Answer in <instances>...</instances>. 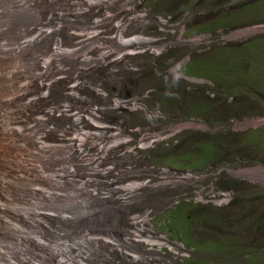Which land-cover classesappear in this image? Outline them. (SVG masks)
Segmentation results:
<instances>
[{
	"label": "rangeland",
	"instance_id": "374dc122",
	"mask_svg": "<svg viewBox=\"0 0 264 264\" xmlns=\"http://www.w3.org/2000/svg\"><path fill=\"white\" fill-rule=\"evenodd\" d=\"M12 1L0 2V9L5 10L7 4ZM85 1L88 2V0ZM244 1L129 0L127 5V0H102L95 8H88L81 14L76 11V8L88 7V4L80 0H64L57 5H52L49 0H31L30 7L20 4L19 1L16 2L13 8L15 11L11 13V23H5V16L0 13V41L5 40L3 45L7 50L15 45L16 47L20 46L15 43H7L5 36L11 28L24 25L27 22V17L32 15L31 10H38V19L33 16L29 26L31 36L38 33L43 21H45L47 29L50 28L54 31L51 36L46 37L50 31L40 30V41L37 36L33 37L35 45L27 46V53L17 62L19 66L17 76L15 75L17 71H12L9 68V66H16H12L11 63L4 65V70L8 74V83H4L3 78L0 79V97L6 95L3 107L11 110L4 114L5 109L0 107V127L5 128L7 122L17 120L19 127H27L29 124L35 128V133L27 135L26 141L23 142L27 153H29L24 155L30 161L29 171L41 169L38 158L43 155L44 150L37 140L41 138V141L48 147L47 170L56 174L57 166H60L67 167L69 171H59L58 179L50 182L49 185V187H55V190L48 191L53 196L58 193L67 195L69 192H78L79 184L84 183L83 177L91 169L95 170L96 177H102L103 160L95 159L85 166L80 163L76 155L89 157L95 154L104 144L105 138L101 137L98 131L93 134L90 125L85 121L79 120L75 125L71 116L76 114L80 119L82 113L87 115L90 109L98 110L103 123L112 129H117L121 136L127 138L129 143L122 150L125 152L124 157L129 163L139 164L138 175L146 178V184L139 195L140 203L134 206H118L116 205L118 201L115 200L116 204H109V208L104 213L103 225L112 232L119 248L135 251L138 255H142L144 264H252L249 261L252 258L258 260L257 264H264V143H261L264 141V132L260 131L263 128L261 125L253 126L250 123V120L253 119L233 117L231 121H228L237 113V116H245L248 114L258 115L263 112L264 108H262L259 98L264 90V56L259 57L252 64V82L247 87L245 84L238 83L237 73L240 60L238 55L242 53V45L259 38L264 34V30L259 29L256 25L246 28H243L244 25L230 28L223 32V35L218 36L210 45V49L207 45L208 40L215 37V33L212 31L216 30L218 33L222 29L219 26L225 15L230 14V17H235L238 14L254 13L251 18H244L240 21L232 20L237 23L255 21L262 16L261 9L264 8V0H252L253 4L250 7H246ZM210 2L213 3L207 5ZM155 4L159 5V10L153 13L151 8L156 7ZM56 10H62L61 14L52 15ZM109 11L112 13V17L108 18L107 12ZM255 12L260 13L256 14ZM96 19L98 22L95 23ZM203 22H208L209 27L203 38L204 52L198 67L206 64L213 71L204 74L213 76L225 88L224 99L227 105L225 122H217L211 117L207 121L199 120L197 122L199 128L195 129L192 134L195 145L191 143L182 146V148L179 147V144L170 145L165 157L168 162L172 163V166H157L158 164L147 160L145 156H140L135 151H129L135 146V139L140 134H155L168 124L175 122L166 114L165 111L170 107L163 98H158L157 109L153 104V98L157 99L155 95L160 91L176 88L173 85V82H177L175 78L171 77L172 80L169 79V83L165 86H162L158 79V74L164 71L171 61L179 59L178 52H174L169 46L173 38L170 31H178L185 26L186 33H190L195 27L201 26ZM80 27L81 30L89 32L92 29L101 32L93 37L102 34V40L105 42L111 41L113 37H115L114 41L120 43V37L128 39L134 36L148 35L156 39L152 46L163 48V50L156 53L152 51L153 47H151L146 53L136 54L133 57L125 56L122 61L110 62L112 56H101L100 50L91 48L90 44L100 43V37H92L93 39L82 42L81 38L72 34V31L79 32ZM221 36L226 38V44L222 41ZM79 41H81L80 46L83 44L81 51L88 53L84 54L86 58L100 56V59L82 60V57L67 58L58 55L55 56L54 61L47 69L42 67L43 57L38 55L50 54L54 51L53 47L56 44L61 45L64 49H76ZM112 46L115 45L112 43ZM237 48L240 49L239 54H236V51H239L236 50ZM46 63L49 64L50 59ZM62 65H69L71 69L65 70ZM43 70L42 74L35 75L36 72ZM217 74L222 75L218 78ZM18 76L21 78L16 80ZM128 80L132 84H129ZM39 82L44 83L48 88L47 97L43 102L39 99L33 101L32 95H27L24 100V90L15 87V84L18 86L21 83H29L30 87L39 93L37 85ZM154 82L160 84L156 85ZM17 93H21L19 102L23 103L12 108ZM116 100L129 104L134 101L138 107L131 109L115 107ZM28 102L33 105L28 106L26 104ZM149 108L152 109V114H148ZM43 117L47 123L46 128ZM75 127L84 134V154H79L75 147L77 143L73 139ZM61 128H65V131L61 132ZM253 129H255L253 131L254 138L248 136L250 135L248 131ZM86 134L89 136H85ZM95 134H98L97 142H94ZM206 144L216 145L221 151L216 158L209 159L210 161L204 164L208 170L205 175L209 176L207 184L212 183L218 190L231 192L230 195L226 194L230 198L229 204L224 207L211 204H198L193 207L188 215L195 222L192 225L190 221V226L185 229L187 238L180 234L181 231L172 229L171 223L169 224L166 220L163 226L172 232L173 236L168 231H158V233L167 237L165 241L167 248L162 247L160 250L156 246L155 250L143 251L140 245H123L122 238L126 233H130L129 241L133 237L131 235L133 230H128L133 228L130 221L132 215L145 212L147 207L162 208L170 196L183 201L184 198H191L192 191L199 185V182L186 181L192 171L185 168L184 164L177 165L189 158L187 151L192 150L193 146L196 148L202 145L206 146ZM57 145H60L61 149L67 153L66 157L71 162L69 165L63 166L59 159L53 161V148ZM160 147L159 150H161ZM226 156L235 161L236 167H226L222 173H219L218 169L212 170ZM54 162L57 164L48 167V164L51 165ZM25 165L26 159L23 166ZM164 168L169 170L168 174L161 172ZM245 169L248 170L247 175L235 173ZM173 173L177 175L178 180L173 177ZM183 176L186 179L180 182L179 180ZM222 177L224 178L222 179ZM37 180L38 182H34L36 185L33 188L38 187L40 190H46L44 182L39 177ZM164 181H172V183L161 184ZM5 183L14 193L27 196L26 186L29 182L23 176V169H14V174L8 177ZM60 186L64 187L60 189ZM55 207H60L59 203H56ZM169 213L168 208H163L159 213V220L163 222L168 218ZM54 214V216H49L45 222L47 226H53L52 228L61 223L60 215L56 212ZM33 217L38 219L35 215ZM205 219L208 220L205 222ZM152 224H154V220ZM215 224L217 225L215 230L222 233L226 239V247L213 249L207 244L199 247L195 241L196 237L205 236L200 235V232ZM259 225H261L260 228ZM155 228L157 230V226ZM256 230L262 231V233ZM139 236L142 237V233L134 236V239H141ZM30 241L35 243L33 240ZM174 241H177L178 244H175ZM189 242L191 244L188 246ZM110 246L112 245H101L96 249L95 253L100 251L102 254L95 256L94 264H141V260L131 261L122 255L118 251V246H114L113 250L109 249Z\"/></svg>",
	"mask_w": 264,
	"mask_h": 264
},
{
	"label": "clouds",
	"instance_id": "9594fccd",
	"mask_svg": "<svg viewBox=\"0 0 264 264\" xmlns=\"http://www.w3.org/2000/svg\"><path fill=\"white\" fill-rule=\"evenodd\" d=\"M4 0L0 2L3 3ZM20 1V0H13ZM64 0H49L52 5H57L59 2ZM88 4V7H78L76 11L79 13L85 12L88 8H95L97 4H100L102 0H80ZM108 1V0H105ZM190 1V0H188ZM198 1V0H192ZM209 1V0H202ZM241 1V0H235ZM31 0H28V5L30 7ZM129 0H127V5ZM208 3L207 5L212 4ZM161 5L160 3H158ZM155 4L156 7H152L153 13L159 10V5ZM244 4L246 7H250L253 4L252 0H245ZM2 5V4H1ZM16 5V3H15ZM128 7V6H127ZM31 9V8H30ZM38 10L32 11V15L27 17V22L20 26H16L10 29L9 33L5 36L7 43H15L21 47L26 43L27 40L37 36L40 41V30L47 29L45 27V21L42 22L41 28L35 36H31L29 32V26L31 19L35 16L38 19ZM61 11H54L52 15L61 14ZM260 13V12H255ZM262 16L255 21L250 22H232L233 19L240 21L244 18H251L253 14L241 15L238 14L235 17H230V14L225 15L221 19L222 28L220 32L217 33L216 30L212 32L215 33L214 38L208 40L207 45L210 49V45L218 38L219 35H223V32L229 30L230 28H237L244 25L243 28L250 26H258L259 29L264 30V8L261 9ZM108 18L112 17V13L107 12ZM98 21V19L95 20ZM119 21V20H118ZM209 27L208 22H203L201 26L195 27L190 33H186L185 26L180 30H171L172 41L170 42V48L174 52H178L179 59L177 61H171L168 67L158 74V79L162 86L169 83L171 77L175 78L177 82H173L174 88H167L164 92L160 91L153 98V104L155 109H157L156 103L158 98H163L166 104L170 107L166 110V114L175 121L174 123L168 124L164 129L158 131L155 134H140L135 139V146L130 149L129 152L135 151V153L140 154V156H145V158L151 161L157 166H172V163L166 160L165 154L168 152L170 145H177L182 148L184 145L193 144L195 145L192 134H194L195 129H198V121H207L209 117L218 121L225 122L227 105L224 99L225 88L223 85L219 84L213 76H207L210 70L206 64L200 65L201 57L203 54V38L207 34V29ZM116 30V27H114ZM50 32L48 36L53 34L52 29H47ZM94 31L93 29L89 32L80 27V31H72V34L81 38L82 42L88 39H93L95 37H100L99 44H90L92 50L98 49L101 51V56L103 52L105 55L112 56L110 62H119L125 56L133 57L136 54L146 53L153 47L152 51L160 53L163 48H157L152 46L156 39L151 36H134L125 40H132L131 44H120L118 41H114L115 37L111 41L105 42L102 40V34L99 36L87 38L86 35ZM99 32V31H98ZM101 33V32H99ZM123 37V35H122ZM45 38V37H44ZM138 38V41L133 39ZM222 41L226 44L227 40L224 36H221ZM25 39L24 41H22ZM42 40V39H41ZM38 41V42H39ZM78 42V47L76 49L63 48L61 45H54V51L50 54L38 55L42 56V67L47 69L55 59V56L62 55L67 58L71 57H82V60H99L100 56H90L86 58L84 54L87 52L81 51L80 42ZM37 42V43H38ZM112 43L115 46H112ZM33 44L32 46H34ZM31 46V47H32ZM30 47V48H31ZM236 54H239L240 49L237 48ZM70 51H73L71 55H68ZM104 56V55H103ZM240 57L238 64L237 80L240 84H245L246 87L252 82V64L258 60L259 57L264 56V34L259 38L249 43L242 45V53L238 55ZM23 56L20 57L22 59ZM19 59V60H20ZM50 59V63L46 66L44 61ZM65 70H70L69 65H62ZM44 72H36L35 75H40ZM19 73V70L17 71ZM222 74H217L218 78ZM21 78V76L16 77V80ZM15 80V83H16ZM129 84H132L128 80ZM155 83V82H154ZM160 83H155L159 85ZM39 93L35 91L34 88L30 87L29 83H21L15 87L17 89L24 90V100L27 95H32L33 101L39 99L40 101H45L48 88L47 86L39 82L38 84ZM21 97V93H17L15 103L12 108L18 106ZM259 101L264 108V90L261 92ZM28 106H32L33 103H26ZM115 107H128L129 109L133 107H138L136 102H123L121 100H116L114 103ZM132 106V107H131ZM241 111V110H240ZM245 113V112H244ZM148 114H152V109L149 108ZM238 114V113H237ZM235 114L228 121H231L233 117H242L250 120V123L255 125H261L264 132V109L262 113L258 115H245L237 116ZM73 117V123L77 125V121L87 122L93 134L95 131L101 133V137L105 138V142L101 145L98 151L89 156H79L76 155L82 165H88L92 160L99 159L103 160L102 177L98 178L95 176V170L91 169L90 172L83 177L84 183L79 184L78 192H69L67 195L56 194L52 195L51 192L44 189L40 190L38 187L28 188L27 196L14 193L5 184L4 190L0 189V264H94L93 260L96 255L102 254V252L95 253L101 245L106 244L112 245L109 249H114V246H118V251L131 261L141 260L143 263L142 255H138L135 251H130L126 249L119 248L117 240L107 226L103 225V217L106 210L109 208V204H116L115 200L118 201L116 205L118 206H134L139 202L140 191L146 184V178L142 175H138L137 170L140 168L139 164L129 163L126 161L124 155L125 152L122 150L127 146L129 141L126 137L121 136L117 129H112L100 120V114L98 110L90 109L87 115L81 114L80 119L77 118L76 114L71 115ZM66 128V126H65ZM65 128H61L60 131L64 132ZM75 134L79 131L76 127L73 129ZM253 130L248 136L253 137ZM82 136H84L82 131H79ZM74 134V135H75ZM85 136H89L86 134ZM98 134H95L94 142H97ZM261 143H264L262 141ZM161 146V147H160ZM159 147L161 150H159ZM79 154H84L85 149L82 151L77 150ZM191 153V159L185 160L182 164L177 166L186 165L191 172L188 180H195L199 182V185L194 187L192 191L191 198L176 199L173 196L168 198V201L162 208L147 207L145 212L140 214H134L131 216L130 221L133 228H129L131 235L133 237L128 239L130 233H126L122 242L124 244H136L140 245L143 251L155 250L157 246L160 250L162 247L167 248V237L164 234H159L158 231H168L163 223L168 220L171 223V228L180 232V234L187 238V229L191 221L194 224V219H192L188 213L190 210L198 204L203 205H214L217 207L227 206L230 202V198L226 194L230 195L231 192L222 191L216 189L213 184H207V178L209 176L205 175L206 167L205 163L209 162L207 160L198 166H195L190 160L200 159L205 155V150L201 147H196L187 151ZM48 149H45L46 157L42 162L46 161ZM66 152L61 149L60 145L54 146L53 148V161L61 160L63 166L69 165L71 162L68 161L66 157ZM216 155L211 160L216 158ZM41 162V163H42ZM57 163L48 167L54 166ZM43 171L46 179H52L57 176L59 171H68L67 167L57 166L58 170L56 174H52L47 170V165H42ZM226 167H236V163L233 159L228 156L224 157L222 161H219L217 166H214L212 170H219V173L224 172ZM194 170V171H193ZM231 170V169H230ZM162 173L168 174V169H162ZM248 170H239L235 173L247 175ZM14 173V170H13ZM22 173V172H21ZM12 175H10L11 177ZM173 177L177 180V175L173 173ZM224 177H222L223 179ZM180 182L183 177L180 178ZM37 181V178L36 180ZM37 183V182H36ZM172 183V181H164L161 184ZM60 186L59 188H63ZM51 190H55V187H50ZM136 189L132 192H127V189ZM121 191L122 195H121ZM54 199H58L57 201ZM42 202L41 210H36V202ZM59 203L60 207L56 208L55 204ZM163 208H168L170 213L168 218L163 222L159 220V213ZM54 212L60 215L61 223L58 226H47L45 222L49 219V216H54ZM37 216L35 219L33 215ZM210 219V218H209ZM154 220V224L152 221ZM208 219H205L206 222ZM157 226V230L155 228ZM217 225H212L203 229L200 232L201 238L196 237L197 245L207 244L213 249H224L226 246V239L224 235L218 230H215ZM143 229V230H142ZM169 232V231H168ZM142 233L143 242L140 243L134 236ZM173 236L172 232H169ZM214 236V237H213ZM33 240L35 243H32ZM178 244L177 241H174ZM191 242L187 245L189 246ZM182 246V244H180ZM170 246V245H169ZM252 264H257L249 260Z\"/></svg>",
	"mask_w": 264,
	"mask_h": 264
},
{
	"label": "bare ground",
	"instance_id": "6f19581e",
	"mask_svg": "<svg viewBox=\"0 0 264 264\" xmlns=\"http://www.w3.org/2000/svg\"><path fill=\"white\" fill-rule=\"evenodd\" d=\"M16 2H18V1H12L9 4H7L8 6L5 10L0 9V13L2 14V16H5V19H4L5 23H11L12 22L11 13H14V11H15V10L13 11V8H14V5ZM19 3L26 6V5H28V0H20ZM96 22H98V21H96ZM97 33H99V32L94 30L91 33L87 34L86 37L91 38L94 35H96ZM137 39L138 38H135L133 40L138 41ZM119 41L121 44H131L132 43V40L121 39V37L119 38ZM4 42H5L4 39L0 41V79L3 78L4 83H8L7 82L8 74L4 70V65L7 63H11L12 66H16V67H10L9 66L10 70L18 71L19 66H18L17 62L20 61L19 59L21 56H24L27 53L26 52L27 46L33 45L34 42H33V38H31V39L27 40L26 43L22 47L21 46L16 47V45H15L13 47H10V50H7L5 48V46L3 45ZM72 52L73 51H70L68 53V55H71ZM105 53L106 52H103L102 56L103 55L105 56ZM47 60L48 59H46L44 61V65H48L46 63ZM18 74L19 73L15 72L16 76ZM15 94H16V92H15ZM5 97H6V95H2L0 97V107H2V108H4L3 107V105H4L3 100ZM11 99H14V98H11ZM4 109H5L4 114L8 113L11 110L10 108H4ZM43 119H44L43 121H44L45 128H46L47 123H46V120L44 117H43ZM25 130L27 131L26 134H25ZM31 133H35V128H32L29 124L27 125V127H19L17 120L7 122L5 128L0 127V189L4 190V186L6 184L5 180L8 177H10V175L14 174L13 173L14 169H17V170L23 169V176H25L29 182L28 185L26 186V194L28 192L27 191L28 188L36 185L34 182H35L37 177H39L44 182L45 187H46V191L51 190V188L49 187L50 182L58 179V176H55L52 179H46L45 178L42 165H47V162L46 161L42 162V160L46 157L45 149H48V147L41 141V138L37 139L40 143L41 148H43V150H44L43 155L38 158V160L40 162V168L41 169L33 170L31 172L29 171L28 167L30 165V161L24 156V155H28L29 153H27V149L24 147L23 142L26 141V136L30 135ZM83 138H84V136H82L79 131L77 132V134H75L73 136V139L77 142L75 147L79 151L83 150ZM25 159H26V165L23 166ZM38 180H37V182H38ZM58 185H60V184H58ZM134 190H136V189L130 188V189H127V192L128 191L132 192ZM43 191H44V189H43ZM121 192H123V191H121ZM41 207H42V202H40V201L36 202V204H35L36 210H41ZM139 237L141 239H138V241L142 243L143 237H141V236H139Z\"/></svg>",
	"mask_w": 264,
	"mask_h": 264
},
{
	"label": "trees",
	"instance_id": "16d2710c",
	"mask_svg": "<svg viewBox=\"0 0 264 264\" xmlns=\"http://www.w3.org/2000/svg\"><path fill=\"white\" fill-rule=\"evenodd\" d=\"M199 147L203 148L206 153L200 159H194L193 161L190 160L193 164H195V166L200 165L201 163H203V162L209 160L210 158L214 157L216 155V153L221 152L220 149L216 145H213V144H210V145L206 144V146L202 145ZM188 154H189V158L186 160H189L192 157L190 152H188ZM258 227L260 228L261 225H259ZM256 231L262 233V231H259V230H256ZM251 260L254 262H258V260L255 258H252Z\"/></svg>",
	"mask_w": 264,
	"mask_h": 264
}]
</instances>
